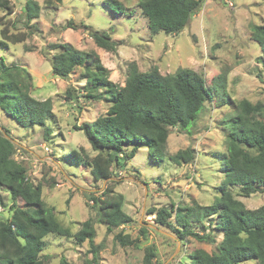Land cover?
<instances>
[{"label":"rangeland","instance_id":"374dc122","mask_svg":"<svg viewBox=\"0 0 264 264\" xmlns=\"http://www.w3.org/2000/svg\"><path fill=\"white\" fill-rule=\"evenodd\" d=\"M11 1L13 11L5 15L8 28L12 32L25 30L26 38L6 47L0 44V56L8 64L27 68L32 77L30 95L36 99L50 98L54 118L46 122L52 131L48 141L43 139V127H22L1 110L0 128L6 129L16 141L13 157L26 167L33 183L41 182L42 200L54 208L59 223L70 231L69 235L47 234L41 257L49 264H61L62 260L68 264H87L92 257L88 240L78 243L73 237L87 219L95 229L93 244L100 264H142L148 246L155 252V264H188L192 249L214 250L216 242H201L192 236L177 240L174 216L168 219L169 224H158L151 209H171L193 202L206 205L218 195L223 174L215 153L225 151L222 120L233 112L240 99L264 103V64L250 29L253 24L264 25V0H204L189 23L176 34L151 32L137 6L138 0H119L124 6L123 13L110 10L104 0H61L55 6H45L42 0H36L39 15L29 26L23 20L24 0ZM3 14L0 9V15ZM68 21L73 25L66 26ZM81 23L92 30L109 32L118 41L116 50L98 47ZM60 42L78 49H93L117 85L124 84L127 65L135 62L141 71L156 67L162 74L179 67L191 68L204 76L212 90V99L205 102L190 132L170 128L162 161L157 164L147 155L146 147L140 146L125 166L113 167L114 191L123 195L122 209L132 220L111 230L97 221L96 211L87 199L89 192L98 195L97 189L107 180L94 181L87 167L70 162L66 155L70 149L80 147L88 156L95 154L83 131L73 125L103 115L109 103L104 97L86 96L84 80L79 78L82 67H75L67 78L52 74L48 56L53 51L48 48ZM66 87L73 88L76 98H65ZM185 148L192 150L190 161L174 163L169 159ZM42 175L53 177L55 183H44L40 180ZM231 191L237 194V186L231 187ZM236 198L247 208H256L264 202V193ZM11 202L8 191L0 186V216H7ZM16 202L22 204L19 198ZM206 220L194 223L191 228L203 230ZM119 231L136 238L135 244L122 245L115 238ZM220 238L221 234H217L216 241Z\"/></svg>","mask_w":264,"mask_h":264},{"label":"trees","instance_id":"16d2710c","mask_svg":"<svg viewBox=\"0 0 264 264\" xmlns=\"http://www.w3.org/2000/svg\"><path fill=\"white\" fill-rule=\"evenodd\" d=\"M204 0H138L137 6L147 20L153 33H179L200 9ZM45 6H55L61 0H42ZM104 4L115 13H123L119 0H104ZM0 44L20 43L26 31L12 32L5 15L12 13L11 0H0ZM24 24L29 26L39 15L36 0H24L22 7ZM73 25L68 21L66 26ZM94 43L106 50L114 51L118 41L105 30H92L81 23ZM251 37L261 51L264 64V25L253 24ZM51 72L54 76L67 78L75 67H82L80 80L89 98L108 100L103 115L85 121L73 128L82 130L95 154L88 156L84 149H70L67 159L89 169L94 181L106 183L87 194L88 201L96 211L98 222L108 230L129 223L132 219L122 209L123 195L114 191L113 167L125 166L140 146L146 147L147 155L157 164L164 158V144L171 127L190 132L205 102L212 99V90L206 85L202 74L188 67H179L172 73L162 74L156 67L141 71L135 62L127 65L123 85H117L108 76V69L93 50H83L68 42L52 43L48 48ZM102 90H99V89ZM32 77L25 66L8 64L0 56V110L22 127H43L44 140H50L51 126L46 122L54 118L51 99H36L30 95ZM72 87H66L65 98L73 99ZM229 100H227L228 102ZM225 102V101H224ZM223 102V103H224ZM224 152H216L223 179L219 183L218 195L212 202L199 205L177 204L174 208L151 209L155 211L158 224H169L174 216L178 236L183 240L192 236L201 242H216L214 250L197 247L188 253V264H243L253 260L264 264V202L256 208H247L236 196L249 197L255 192L264 193V103H251L243 98L235 103L232 113L222 120ZM7 134V136H5ZM16 141L8 131L0 129V186L4 187L12 200L7 216H0V264H49L40 255L44 237L49 233L69 235L54 214V208L42 200L41 182L33 183L26 167L13 154ZM193 158L190 148L180 149L169 156L174 163L188 162ZM53 184V177L41 179ZM237 186L234 194L231 187ZM95 192V193H96ZM22 204L18 205L16 199ZM100 198V199H99ZM173 213V215H172ZM207 225L195 231L194 223ZM145 232L144 229H142ZM221 234L219 241L216 235ZM95 229L90 219L82 222L73 233L78 243L88 240L92 257L87 264H100L97 248L93 244ZM116 240L122 245H134L136 238L119 231ZM155 252L151 246L145 248L142 264H155ZM61 264H68L62 260Z\"/></svg>","mask_w":264,"mask_h":264},{"label":"water","instance_id":"95a60500","mask_svg":"<svg viewBox=\"0 0 264 264\" xmlns=\"http://www.w3.org/2000/svg\"><path fill=\"white\" fill-rule=\"evenodd\" d=\"M1 129V128H0ZM5 136H7V134H5Z\"/></svg>","mask_w":264,"mask_h":264}]
</instances>
